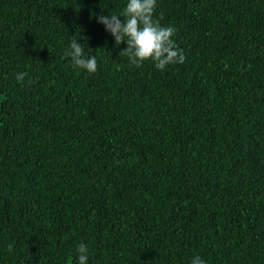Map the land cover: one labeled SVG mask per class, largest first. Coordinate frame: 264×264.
<instances>
[{
	"label": "trees",
	"instance_id": "obj_1",
	"mask_svg": "<svg viewBox=\"0 0 264 264\" xmlns=\"http://www.w3.org/2000/svg\"><path fill=\"white\" fill-rule=\"evenodd\" d=\"M126 4L0 0V264H264V0H156L164 70L97 22Z\"/></svg>",
	"mask_w": 264,
	"mask_h": 264
},
{
	"label": "clouds",
	"instance_id": "obj_2",
	"mask_svg": "<svg viewBox=\"0 0 264 264\" xmlns=\"http://www.w3.org/2000/svg\"><path fill=\"white\" fill-rule=\"evenodd\" d=\"M155 8L156 0H127L122 15L99 16L97 22L104 25L117 46L121 42L126 44L119 56L127 57L130 65L140 67L145 61H151L156 69L164 70L167 65L182 64L186 57L173 40L175 29L162 26L158 19L153 18ZM64 57L70 58L75 67L89 73L97 71L96 56L86 54L85 47L77 43V39L70 42ZM27 75L26 72L18 73L16 79L22 82ZM76 251L77 264H88L87 245L79 244ZM191 264H205V261L195 256Z\"/></svg>",
	"mask_w": 264,
	"mask_h": 264
}]
</instances>
